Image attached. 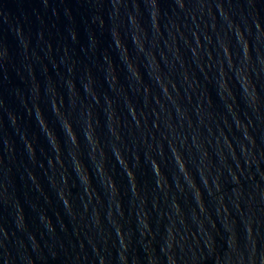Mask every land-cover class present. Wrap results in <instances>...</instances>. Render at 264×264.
I'll return each mask as SVG.
<instances>
[{
  "label": "water",
  "instance_id": "obj_1",
  "mask_svg": "<svg viewBox=\"0 0 264 264\" xmlns=\"http://www.w3.org/2000/svg\"><path fill=\"white\" fill-rule=\"evenodd\" d=\"M0 264H264V0H0Z\"/></svg>",
  "mask_w": 264,
  "mask_h": 264
}]
</instances>
